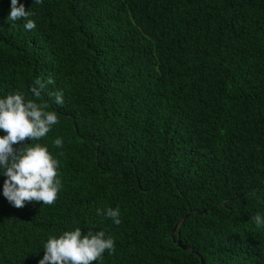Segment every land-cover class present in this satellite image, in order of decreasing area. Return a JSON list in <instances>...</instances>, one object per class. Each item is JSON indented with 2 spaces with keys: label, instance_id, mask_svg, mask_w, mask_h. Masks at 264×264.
I'll return each instance as SVG.
<instances>
[{
  "label": "trees",
  "instance_id": "obj_1",
  "mask_svg": "<svg viewBox=\"0 0 264 264\" xmlns=\"http://www.w3.org/2000/svg\"><path fill=\"white\" fill-rule=\"evenodd\" d=\"M18 4L36 28L0 0V98L54 81L37 103L59 123L32 143L61 188L17 209L0 175V264H38L76 228L114 239L92 264H264V0Z\"/></svg>",
  "mask_w": 264,
  "mask_h": 264
},
{
  "label": "clouds",
  "instance_id": "obj_2",
  "mask_svg": "<svg viewBox=\"0 0 264 264\" xmlns=\"http://www.w3.org/2000/svg\"><path fill=\"white\" fill-rule=\"evenodd\" d=\"M43 0H33L39 5ZM35 13L26 10L18 0H10L8 21L23 20L25 30L36 28L31 19ZM54 81L48 78L42 81L36 78L29 91L32 99L16 91L0 98V175L6 177L3 182L2 194L15 208L25 207V202H38L51 205L57 199L61 188V180L57 178L59 161L50 154L47 147L40 141L48 134L52 126L59 123L58 115L49 111L47 103H37L47 85ZM57 105H62L63 93L50 92ZM30 140V144L24 143ZM56 147H62V139L54 140ZM62 154V153H61ZM97 216L111 219L115 225L121 224L119 209H97ZM259 228L264 226V215L257 213L252 218ZM112 255L115 251V242L105 231L89 230L82 235L80 228L64 231L59 237L50 235L43 245V257L38 264H92L102 259L105 251Z\"/></svg>",
  "mask_w": 264,
  "mask_h": 264
},
{
  "label": "water",
  "instance_id": "obj_3",
  "mask_svg": "<svg viewBox=\"0 0 264 264\" xmlns=\"http://www.w3.org/2000/svg\"><path fill=\"white\" fill-rule=\"evenodd\" d=\"M202 212H199V214H201ZM176 227V226H175ZM173 235V233L171 234V236ZM178 245H180L179 243H178ZM184 250H186V248H183ZM201 264H203V262H201Z\"/></svg>",
  "mask_w": 264,
  "mask_h": 264
}]
</instances>
